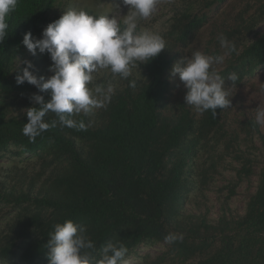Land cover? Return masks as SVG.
Instances as JSON below:
<instances>
[{
    "label": "trees",
    "instance_id": "trees-1",
    "mask_svg": "<svg viewBox=\"0 0 264 264\" xmlns=\"http://www.w3.org/2000/svg\"><path fill=\"white\" fill-rule=\"evenodd\" d=\"M223 1L172 2L160 34L167 48L158 57L137 63L127 79L109 70L94 74L89 87L111 84L113 94L106 108L73 117L83 119L87 131L57 125L33 143L22 129L28 122L26 109L39 107L30 100L38 89L27 82L17 85L16 71L25 66L23 61L31 60L34 74L48 77L51 60L47 55L32 56L22 40L28 31L40 38L64 12H56L58 0H19L7 17L8 32L0 42V156L14 147L15 155L29 153L36 159L30 167L14 164L15 172L0 180V205L22 213L1 229L3 264L48 260L49 234L56 223L66 220L86 226L95 244L93 264L110 241L127 247L126 256L143 243H164L166 250L149 264H264V165L243 213L233 214L227 207L236 187L255 171V136L262 139L264 151L260 125L253 117L243 121L235 116L237 125L232 128L229 107L217 109V116L196 112L185 104V97L175 96L179 76L170 75L175 63L191 55L185 47H191L207 21L197 6L211 8ZM223 17L214 38L207 41L206 53L224 54L217 39L221 33L236 44L239 55L232 53L225 63L214 65L228 84L229 74L235 73L240 82L264 65V31L250 39L264 20V0L253 13L245 8L228 14L229 22ZM132 80L135 89L130 87ZM41 94L51 98L49 93ZM55 119L51 112L44 118L48 123ZM227 159L236 172L234 180L223 186L228 193L220 214L212 218L208 211L186 209L196 193L206 197L204 192L220 178V166ZM234 162L238 166L233 167ZM168 233L182 234L183 240L167 244Z\"/></svg>",
    "mask_w": 264,
    "mask_h": 264
},
{
    "label": "clouds",
    "instance_id": "clouds-1",
    "mask_svg": "<svg viewBox=\"0 0 264 264\" xmlns=\"http://www.w3.org/2000/svg\"><path fill=\"white\" fill-rule=\"evenodd\" d=\"M159 2L123 0V5L129 10L122 21L115 15L110 18L104 14L93 16L83 10H69L48 24L40 38L34 37L31 31L25 33L23 46L34 57L47 55L51 60L48 71L52 73L48 77L34 74L35 66L31 60L23 61L25 66L16 71L17 85L27 82L38 89L30 100L39 107L26 109L28 122L22 129L30 142L34 143L37 137L57 125L87 131L85 121H77L73 117L88 116L94 109L106 108L113 94L111 84L107 88L103 84H97L94 89L89 87L94 74L99 70H109L114 76L127 79L133 66L151 62L167 48L160 34L136 32L138 22L148 19ZM18 3L19 0H0V42L8 32L7 17L17 9ZM217 39L225 50L224 54L208 55L197 50L175 63L170 72L172 77L178 74L187 89L185 104L201 114L211 111L213 116H217V109H226L231 104L226 80L214 65L223 64L227 55H239L236 44L226 35L221 33ZM227 79L233 82V86L238 76L232 73ZM130 87H137L135 80L130 82ZM41 93H49L51 98L46 100ZM49 112L56 116L51 123L44 120ZM256 122L264 126V108L260 106ZM53 229L46 245L49 264H93L95 244L87 235L85 225L66 220L56 223ZM182 240L183 235L178 233H168L164 237L167 244ZM127 252L123 244L110 241L102 247V258L96 264H120Z\"/></svg>",
    "mask_w": 264,
    "mask_h": 264
},
{
    "label": "rangeland",
    "instance_id": "rangeland-1",
    "mask_svg": "<svg viewBox=\"0 0 264 264\" xmlns=\"http://www.w3.org/2000/svg\"><path fill=\"white\" fill-rule=\"evenodd\" d=\"M174 1L175 0H160L152 15L148 19L140 20L138 22V27L136 29L137 34L145 31L161 34V28L165 26V23L170 16L169 9L172 6L171 3ZM259 3L260 0H224L211 8H206L203 4L199 7L197 6V11L199 13L206 14L207 21L201 28L198 36L193 39L191 47L186 46L185 50L189 51L191 54L197 50L207 54L206 52H208L207 49L209 47L207 41L214 38V34H216V32L213 33V31L217 30V23L222 25L223 16H226L227 21L229 22L231 19H229L228 14H230V16L235 15L238 11L245 8H249L250 13H253L257 10ZM56 5L57 13L67 12L69 10H93L94 12H98L100 15H109L110 18L115 15L120 21L123 20V15H127L129 10L128 7L123 5V0H58ZM201 7L203 8L200 9ZM263 31L264 20L260 21L255 27V32L250 36V39ZM210 48H213V46ZM186 55L187 57L191 56L188 54ZM208 55L211 54L208 53ZM227 56L225 57L224 63L226 62ZM23 59L24 57H22L18 63L20 64ZM103 73L104 70L98 71L99 76ZM227 83V91L229 99L231 100V104L228 106L231 109V118L228 122L230 126L232 128L236 127L237 123H235V116H239V119L243 121L249 119L250 117L256 119L257 108L259 106L264 108V65H260L251 73L244 75L242 80L233 86L232 81L228 80ZM186 92L187 90L183 83L178 80V86L175 89V96L178 95L185 97ZM260 128L264 136V126L260 125ZM253 140L257 147L253 150L252 154L255 159V171L249 180H243L236 187V194H234L228 201L227 207L233 214L243 213L247 197L256 190L258 173L264 165V151L262 149L263 141L259 135L255 136ZM14 150L15 148L11 147V149L4 156H0V180H4L7 173L11 174V172H15V170L12 169L14 164H18L21 168L30 167L28 164L34 161L33 159H36L35 155L29 157V153L17 156L13 153ZM202 160H204V158ZM231 165L232 164H230L229 159H227L225 165L220 166V171H222L220 176H218V178H220L212 183L210 188L204 192L206 197H202L200 196L201 194L196 193L193 196V198L196 199L191 202L189 201L185 206L186 209H196V211L201 210L204 212L208 211L210 217H217L222 210L221 207L223 206V203L225 202V195L228 193V190L223 188V186L235 178L236 170L235 168H232ZM234 166H238L236 162L233 163V167ZM198 204L200 205V208L198 207ZM20 213V209H14L3 204L0 205V239L1 235L4 233L1 230L2 227L6 223L13 220L14 217L18 218L22 214ZM165 250L166 247L164 243L150 241L135 247V249H133L132 252L124 258V261H126L127 264H149L153 258L161 255ZM124 261L120 262V264H124ZM41 264H49V259L42 261ZM161 264H168V262H162Z\"/></svg>",
    "mask_w": 264,
    "mask_h": 264
}]
</instances>
